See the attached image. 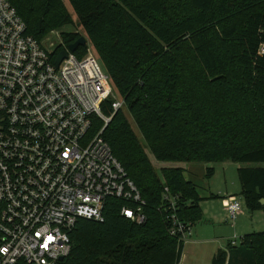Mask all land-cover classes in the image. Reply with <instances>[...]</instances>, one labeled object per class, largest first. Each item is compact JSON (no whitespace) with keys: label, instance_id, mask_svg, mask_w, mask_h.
Segmentation results:
<instances>
[{"label":"trees","instance_id":"1","mask_svg":"<svg viewBox=\"0 0 264 264\" xmlns=\"http://www.w3.org/2000/svg\"><path fill=\"white\" fill-rule=\"evenodd\" d=\"M10 1L38 40L74 25L61 32L69 45L84 31L156 160L245 163L240 194L251 212L264 210V0H68L77 21L64 0ZM87 51L88 44L75 53ZM192 65L208 75L198 69L199 92L186 81ZM112 102L103 104L112 118L102 135L145 199L147 220L125 217L131 203L109 197L103 221L78 219L59 264H179L185 245L168 232L164 188L193 224L203 198L183 167L165 168L161 181L124 108ZM103 125L96 118L91 131ZM211 264H264V231L229 241Z\"/></svg>","mask_w":264,"mask_h":264},{"label":"built area","instance_id":"2","mask_svg":"<svg viewBox=\"0 0 264 264\" xmlns=\"http://www.w3.org/2000/svg\"><path fill=\"white\" fill-rule=\"evenodd\" d=\"M53 32L59 41L38 40L11 1L0 0V264H59L78 219L103 221L109 197L131 203L125 217L147 220L145 199L102 135L112 118L103 104L113 99L118 110L124 100L89 47L80 57ZM96 118L104 125L93 133ZM164 200L168 232L186 245L194 224L179 216L168 186ZM223 206L232 221L243 212L233 194Z\"/></svg>","mask_w":264,"mask_h":264},{"label":"rangeland","instance_id":"3","mask_svg":"<svg viewBox=\"0 0 264 264\" xmlns=\"http://www.w3.org/2000/svg\"><path fill=\"white\" fill-rule=\"evenodd\" d=\"M64 1H66V4L69 7L68 9L75 17V21H77V15L75 14L71 4L68 0ZM76 27L77 26L74 25H66L61 29V31H71ZM80 30L83 34H85L81 28ZM46 37L42 39L46 44H49L50 41H59L58 34L55 32L48 33ZM88 47L89 50L91 49L90 51L92 53L96 54L90 41L88 42ZM191 67L193 68H191V70L186 74V81L191 86H193L197 92H199L198 89L201 83L199 77L196 78V75H199V70L201 71V77L207 78L208 75L202 72V70L197 65H192ZM115 95L118 98H121L116 92ZM123 108L132 125V128L138 135L146 154L153 164L156 175L163 183L165 182L164 169L180 166L185 168L186 177L196 183L198 191L201 195L209 197L211 192L214 194L211 196L212 198L209 197L207 201H201V206L203 207L204 211H208L206 212L205 217L198 220L195 223V227H193L194 231L196 232L197 230V234L207 241L195 245L188 244L187 251H189L191 258L196 260L198 264H211L210 256L212 251L218 247L227 246V243L230 241V239L240 242L241 236L244 234L264 231V214L260 212H251L247 208L240 194L241 185L239 182L237 169L240 166L246 165L245 163H238L231 160L215 162L158 161L152 155L149 143L143 138V135L140 132L134 118L131 116L125 106H123ZM208 167L215 168V173L211 177L207 176ZM227 190L235 193L233 195L237 194L236 196H239L243 208V212L240 213L234 221H232L228 215V212L222 206L223 201H221L219 196L221 193ZM260 215H262L261 218Z\"/></svg>","mask_w":264,"mask_h":264},{"label":"crops","instance_id":"4","mask_svg":"<svg viewBox=\"0 0 264 264\" xmlns=\"http://www.w3.org/2000/svg\"><path fill=\"white\" fill-rule=\"evenodd\" d=\"M65 3H66V1H65ZM67 5V4H66ZM67 7H68V5H67ZM69 8V7H68ZM75 18V17H74ZM194 182V181H193ZM241 191V190H240ZM200 194V193H199ZM230 194H235V193H232L231 191H225V192H223V193H221L219 196H220V198H221V201H223V198L224 197H226V196H228V195H230ZM201 195V194H200ZM212 195H214L212 192H211V194L209 195V197H211ZM237 195V194H236ZM201 197L203 198L201 201H207V199L209 198V197H207V196H205V195H201ZM239 197V196H238ZM212 198V197H211ZM223 203V202H222ZM200 205H201V202H200ZM222 206H223V204H222ZM224 207V206H223ZM201 208H202V212H203V215H202V218L203 217H205V214H206V212L208 211H204V209H203V207L201 206ZM254 212H260V213H263L264 214V210H257V211H254ZM259 213V214H260ZM262 214V215H263ZM262 215H260V218H261V216ZM194 227H195V223H194V225H193ZM194 227H193V233H192V236H191V239H190V241L185 245V247H184V249H183V252H182V256H181V260H180V262H179V264H198L197 262H196V260H194L193 258H191V256H190V253H189V251H187V247H188V244H193V245H195V244H198V243H203V242H205V241H207V240H205L203 237L201 238L200 236H199V234H197V230H196V232L194 231ZM195 237V238H194ZM203 239V240H202ZM231 240V239H230ZM220 248H226V246L225 247H218L217 249H215V250H213L212 251V254H211V256H210V259L212 260V258H213V256L215 255V253L217 252V250L218 249H220ZM210 260V261H211ZM211 263V262H210Z\"/></svg>","mask_w":264,"mask_h":264},{"label":"water","instance_id":"5","mask_svg":"<svg viewBox=\"0 0 264 264\" xmlns=\"http://www.w3.org/2000/svg\"><path fill=\"white\" fill-rule=\"evenodd\" d=\"M88 42V37L85 34L80 35L74 42L70 43L68 45V48L70 51L75 52L79 46L86 45ZM67 52L66 50H62L58 53V55L55 58V63L58 66L61 61L66 57ZM261 202L264 204V198L261 199ZM64 257H60V261H63Z\"/></svg>","mask_w":264,"mask_h":264}]
</instances>
